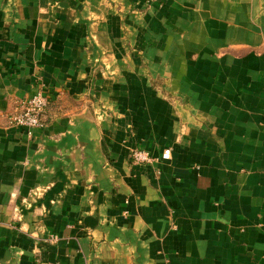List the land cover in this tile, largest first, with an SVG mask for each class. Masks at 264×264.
<instances>
[{"label":"crops","instance_id":"obj_1","mask_svg":"<svg viewBox=\"0 0 264 264\" xmlns=\"http://www.w3.org/2000/svg\"><path fill=\"white\" fill-rule=\"evenodd\" d=\"M49 263L264 264V0H0V264Z\"/></svg>","mask_w":264,"mask_h":264},{"label":"built area","instance_id":"obj_2","mask_svg":"<svg viewBox=\"0 0 264 264\" xmlns=\"http://www.w3.org/2000/svg\"><path fill=\"white\" fill-rule=\"evenodd\" d=\"M49 105V96L44 89L37 90L32 95L23 100H19L14 111L8 116L10 124L25 128L28 136H32L33 129L44 125V114ZM131 158L135 163L151 162L150 153L143 149L134 147L131 150ZM51 240H57V236L50 237ZM50 264V263H49Z\"/></svg>","mask_w":264,"mask_h":264},{"label":"rangeland","instance_id":"obj_3","mask_svg":"<svg viewBox=\"0 0 264 264\" xmlns=\"http://www.w3.org/2000/svg\"><path fill=\"white\" fill-rule=\"evenodd\" d=\"M150 3H152V2H155V1H158V0H148Z\"/></svg>","mask_w":264,"mask_h":264}]
</instances>
